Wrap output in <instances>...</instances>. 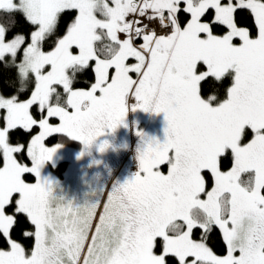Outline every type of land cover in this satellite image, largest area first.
I'll list each match as a JSON object with an SVG mask.
<instances>
[{"label": "snow or ice", "instance_id": "1", "mask_svg": "<svg viewBox=\"0 0 264 264\" xmlns=\"http://www.w3.org/2000/svg\"><path fill=\"white\" fill-rule=\"evenodd\" d=\"M245 10L255 34L237 24ZM16 12L33 30L0 20V61L22 50L36 63L17 65L31 77L27 89L0 94V264H264V0H0V13ZM88 70L94 81L76 87ZM226 77V98L209 96ZM130 108L166 120L162 142L137 132L138 170L104 200L105 190L79 204L55 194L40 168L60 145L45 139L66 134L87 147ZM34 127L26 145L10 143ZM21 217L28 227L17 240ZM214 229L223 254L209 247Z\"/></svg>", "mask_w": 264, "mask_h": 264}, {"label": "flooded vegetation", "instance_id": "2", "mask_svg": "<svg viewBox=\"0 0 264 264\" xmlns=\"http://www.w3.org/2000/svg\"><path fill=\"white\" fill-rule=\"evenodd\" d=\"M140 110L137 108L131 115L137 117L139 114L141 116L139 121H134L131 117L127 121L125 116L122 124L113 130H106L87 147L76 139L75 147L63 145L64 151L61 155L64 167L58 176L59 179L51 172L49 179L47 178L55 186L54 193L64 195L79 204L85 200H94L102 190H105L101 196L104 200L114 183L130 179L138 170L137 149L141 144V138L137 132L141 131L145 137L155 138L161 142L165 139L164 113ZM128 130V136H124ZM105 141L108 146L100 151L99 145ZM160 170L167 174L168 165H162Z\"/></svg>", "mask_w": 264, "mask_h": 264}, {"label": "trees", "instance_id": "3", "mask_svg": "<svg viewBox=\"0 0 264 264\" xmlns=\"http://www.w3.org/2000/svg\"><path fill=\"white\" fill-rule=\"evenodd\" d=\"M23 15L24 13L22 12L11 13L10 15L0 13V20L4 21L5 23L11 22L12 25L16 26V31L22 32L24 34H30V31L32 30V26L24 20ZM75 15L76 13L74 10L66 11L65 13L62 14V22H61L60 30L58 34H62L63 31L66 30L67 24H69L72 21ZM213 15H214V12L212 10H209L206 13V15L203 17V20L209 21ZM187 18L188 17L185 14L181 13L180 20L182 24L186 22ZM235 18H236L238 26L247 27L250 29V31L253 34H255V26H254L253 18L250 12L246 10L239 11L236 13ZM54 30H55V24L49 32L50 33L54 32ZM213 31L216 33H223L225 31V28L224 26H215ZM120 36H122V34H120ZM139 42L141 41H137V43ZM50 44L51 42L45 45L46 50L49 49ZM130 61H133V63L135 62L133 59H130L128 62ZM18 62H19V59L15 56H9L7 59L0 61V93L1 94L17 95L21 91L27 89L29 84L31 83L30 76L23 78L21 75H18L17 73ZM132 75H133V78H135V74H132ZM93 81H94V74L92 73L91 70H88L87 72L78 75L75 86L78 88H86ZM230 85H231V77H226L225 79H223L222 82H220V84H218L215 88L211 90V92L209 93V96H211L210 94L215 93V95L218 97V100H223L224 98H226V91ZM54 91L57 93V95H59L60 91L62 92V89H54ZM204 93L205 95L208 94L207 88H205ZM28 95H30V91L22 94L20 96V99L21 100L26 99ZM60 98L61 100H63L62 96ZM53 101L55 102V97H53ZM135 110H137V108ZM135 110H132L130 108L128 110V113L126 112L125 116H126L127 121L130 120V117L132 113L135 112ZM31 111L34 117H38V112H37L36 107H33ZM140 111H143V109H141ZM131 118L134 121H139L141 119V116L138 114L137 117L133 115ZM52 122L56 123L57 121L53 120ZM39 131L40 129L38 127H34L30 132H25L23 129H18L11 134L10 143H13V144L22 143L26 145L27 142L31 140V137L39 133ZM44 143L46 146H49V147L60 145V147L57 148V151H58L56 154L57 158H53L55 162L52 163L50 160L48 161L49 165L48 166L45 165V169L47 171L49 170V172L47 173V171H44L48 175L51 172L56 176V178H58L59 174L61 173L64 167V161H62L63 157L61 155V152L64 151L63 145L67 144V145H70L71 147H75L77 142L73 138L67 136L66 134H54V135H50L49 137H47ZM20 159L21 161L22 160L26 162L30 161L23 157H20ZM1 165H2V157H0V166ZM230 166H231L230 162L225 161L223 164V169H227ZM241 179L247 180L248 177L245 174V175H242ZM26 180L35 182V178L33 175H27ZM11 211L12 209H9V212ZM20 221H21L20 225H18L13 232V237L16 238L17 240H21L22 230L28 227V225L24 222L23 217L20 218ZM194 238H199V231L195 233ZM21 242L24 243L25 247L30 250L31 241L22 240ZM208 243H209V247H211L214 252L218 254H222L224 252L222 241L219 238L218 229H214L213 232L210 234ZM3 246L4 244L0 242V247H3Z\"/></svg>", "mask_w": 264, "mask_h": 264}, {"label": "rangeland", "instance_id": "4", "mask_svg": "<svg viewBox=\"0 0 264 264\" xmlns=\"http://www.w3.org/2000/svg\"><path fill=\"white\" fill-rule=\"evenodd\" d=\"M5 7H9L10 5L9 4H5L4 5ZM203 22H208V21H206V20H203ZM53 26H54V23L53 24H51V25H49V28H48V31H50L52 28H53ZM32 30H33V28H32ZM31 30V31H32ZM30 31V32H31ZM214 34H217V35H221V34H223V33H216V32H214ZM122 39V38H121ZM49 50V49H48ZM73 51H74V54H75V51L76 52H78V50L77 49H75V48H73ZM21 60H23L24 61V63H23V65H22V67L24 68V70H25V72L27 71V69L28 68H30V67H32L35 63H36V59H35V57H28V58H25V57H23V52H22V50H21V52H20V55H19V62H18V65L20 64V61ZM129 63H133V61H130ZM204 68H205V66L204 65H200V69L201 70H204ZM28 75H23L22 77L23 78H26ZM1 94V93H0ZM52 122V121H51ZM53 123V122H52ZM128 133H129V130L128 131H126V133L124 134V136H128ZM39 133H37L36 135H38ZM250 138V137H249ZM246 142V141H245ZM13 144V143H12ZM52 147H54V146H52ZM59 148V147H58ZM57 148H56V151H55V153L53 154V157H52V159H51V162L52 163H54L55 161L53 160V158H57L56 157V154H57ZM21 162H23V163H27V164H29V166H31L30 165V161L29 162H26V161H24V160H22ZM45 165L46 166H48L49 164H48V161H46L42 166H41V168H40V173H41V177L42 178H48L49 177V175L47 174V173H45L44 171H47L46 169H45ZM2 166V165H1ZM231 167V166H230ZM229 167V168H230ZM229 168H227V169H223V170H228ZM49 179V178H48ZM28 182H31V181H29V180H27ZM33 183H34V181H33ZM218 254V253H217ZM223 254V253H222ZM219 255V254H218Z\"/></svg>", "mask_w": 264, "mask_h": 264}, {"label": "clouds", "instance_id": "5", "mask_svg": "<svg viewBox=\"0 0 264 264\" xmlns=\"http://www.w3.org/2000/svg\"><path fill=\"white\" fill-rule=\"evenodd\" d=\"M211 96H213V97H215L216 95H215V93H212V94H210Z\"/></svg>", "mask_w": 264, "mask_h": 264}]
</instances>
